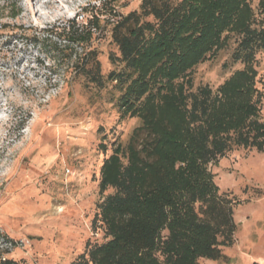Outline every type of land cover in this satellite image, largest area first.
Segmentation results:
<instances>
[{"label":"trees","instance_id":"16d2710c","mask_svg":"<svg viewBox=\"0 0 264 264\" xmlns=\"http://www.w3.org/2000/svg\"><path fill=\"white\" fill-rule=\"evenodd\" d=\"M119 1L94 6L85 26L73 21L56 32L85 51L109 30L119 52L110 60L120 70L105 78L94 49L74 65L96 87L116 83L122 116L141 121L127 147L117 146L101 169V192L115 190L99 206L110 239L74 264L224 259L237 225L232 199L220 193L211 167L237 149L264 152L256 65L264 51V0L257 7L253 0H142L127 16L117 12ZM20 2L0 0V22L17 19ZM107 15L120 19L102 18ZM232 39V61L243 68L215 90H194L190 74ZM0 264L16 262L0 254Z\"/></svg>","mask_w":264,"mask_h":264},{"label":"rangeland","instance_id":"374dc122","mask_svg":"<svg viewBox=\"0 0 264 264\" xmlns=\"http://www.w3.org/2000/svg\"><path fill=\"white\" fill-rule=\"evenodd\" d=\"M104 1L21 0V15L0 22L8 27L0 30V254L16 264H74L110 239L99 206L115 190L101 192V169L141 121L122 116L116 83L96 87L74 65L94 49L105 78L120 70L110 60L119 52L109 30L85 51L56 35L73 21L85 26ZM141 3L120 0L117 12L127 16ZM235 47L232 39L193 70L194 90H215L243 68L232 61ZM256 65L264 93V51ZM211 172L232 199L237 230L224 259L199 263L264 264V152L234 150Z\"/></svg>","mask_w":264,"mask_h":264}]
</instances>
